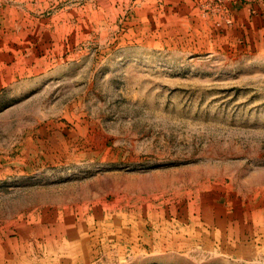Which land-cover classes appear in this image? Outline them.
I'll use <instances>...</instances> for the list:
<instances>
[{"label": "rangeland", "instance_id": "obj_1", "mask_svg": "<svg viewBox=\"0 0 264 264\" xmlns=\"http://www.w3.org/2000/svg\"><path fill=\"white\" fill-rule=\"evenodd\" d=\"M235 2L0 0V264H264Z\"/></svg>", "mask_w": 264, "mask_h": 264}, {"label": "crops", "instance_id": "obj_2", "mask_svg": "<svg viewBox=\"0 0 264 264\" xmlns=\"http://www.w3.org/2000/svg\"><path fill=\"white\" fill-rule=\"evenodd\" d=\"M224 16L230 23L233 34L247 33L258 45H264L263 3L238 1L231 4Z\"/></svg>", "mask_w": 264, "mask_h": 264}, {"label": "built area", "instance_id": "obj_3", "mask_svg": "<svg viewBox=\"0 0 264 264\" xmlns=\"http://www.w3.org/2000/svg\"><path fill=\"white\" fill-rule=\"evenodd\" d=\"M226 2H229V1H241V2H246V3H254V2H260V3H263L264 5V0H225Z\"/></svg>", "mask_w": 264, "mask_h": 264}]
</instances>
